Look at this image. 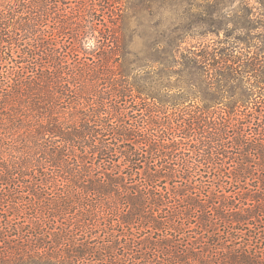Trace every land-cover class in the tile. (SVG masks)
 Wrapping results in <instances>:
<instances>
[{
  "label": "trees",
  "instance_id": "1",
  "mask_svg": "<svg viewBox=\"0 0 264 264\" xmlns=\"http://www.w3.org/2000/svg\"><path fill=\"white\" fill-rule=\"evenodd\" d=\"M114 2L0 0V264H264V56Z\"/></svg>",
  "mask_w": 264,
  "mask_h": 264
},
{
  "label": "rangeland",
  "instance_id": "2",
  "mask_svg": "<svg viewBox=\"0 0 264 264\" xmlns=\"http://www.w3.org/2000/svg\"><path fill=\"white\" fill-rule=\"evenodd\" d=\"M114 1L113 6L124 8L131 29L129 35L132 39V51L138 56L154 55L155 50L151 49V44L159 38L175 36L176 33H181L184 37L185 42L179 50L183 54L187 53L189 45H197L198 42L209 40L214 42V47L223 48L225 42L231 43L240 39L245 42H240L239 46L256 44L251 50L264 56V0ZM177 26L180 29L178 31L174 30ZM183 69L184 66L179 64L168 66L165 71L176 73L164 77L162 81L181 83L186 79L182 74L188 70ZM194 74L198 79L210 82L205 71L199 70ZM253 82L256 83L251 76L247 83ZM231 85L239 87L242 83L233 81ZM194 100L199 103L208 101L207 97L204 99L200 94Z\"/></svg>",
  "mask_w": 264,
  "mask_h": 264
}]
</instances>
